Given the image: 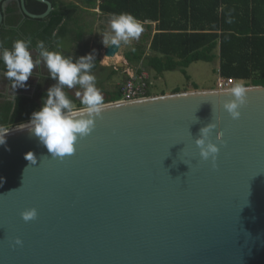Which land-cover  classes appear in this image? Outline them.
I'll use <instances>...</instances> for the list:
<instances>
[{
    "label": "water",
    "instance_id": "obj_1",
    "mask_svg": "<svg viewBox=\"0 0 264 264\" xmlns=\"http://www.w3.org/2000/svg\"><path fill=\"white\" fill-rule=\"evenodd\" d=\"M8 1L23 18L52 11L48 0H37L42 14ZM246 87L235 120L222 108L232 87L105 103L63 159L51 158L28 123L3 131L0 264H264V87ZM209 123L215 166L195 145ZM32 208L36 219L23 221Z\"/></svg>",
    "mask_w": 264,
    "mask_h": 264
},
{
    "label": "trees",
    "instance_id": "obj_2",
    "mask_svg": "<svg viewBox=\"0 0 264 264\" xmlns=\"http://www.w3.org/2000/svg\"><path fill=\"white\" fill-rule=\"evenodd\" d=\"M48 1L52 11L43 19L23 18L15 6H10L0 25V43L11 48L14 40L31 37L30 49L35 50L37 41L43 40L48 50L57 51L56 43L61 38H81L74 26H92L96 13L91 9L98 8L108 20L113 14L127 12L141 21L144 29L123 53L129 66L141 64L137 73L141 68L157 74L179 68L189 80L185 69L190 64L218 60L219 76L243 81L245 86L264 87V0H76L77 4ZM25 5L33 14H42L47 8L37 0H25ZM98 47L101 50L103 45ZM67 53L66 50L63 56L68 57ZM98 54L93 72L100 67ZM70 57L74 61L77 58ZM108 69L99 83L104 104L121 98L122 83L112 85L110 81L122 69ZM0 71L3 72L2 64ZM123 78L125 81L128 75L124 73ZM54 83L48 77L42 78L32 96L20 95L0 102V132L29 123L31 113L40 107L41 96ZM66 91L79 107V99ZM150 95L148 90L146 96Z\"/></svg>",
    "mask_w": 264,
    "mask_h": 264
},
{
    "label": "clouds",
    "instance_id": "obj_3",
    "mask_svg": "<svg viewBox=\"0 0 264 264\" xmlns=\"http://www.w3.org/2000/svg\"><path fill=\"white\" fill-rule=\"evenodd\" d=\"M228 22L231 23V19ZM143 31L142 22L131 13L113 14L109 20V29L103 33L100 42L105 48L112 46L119 48L122 44L138 40ZM31 44V37L14 40L11 48L0 43L2 74L9 81L13 91L12 99L15 100L18 89L26 90L29 87L27 81L35 68L43 64L47 69L48 78L55 83L47 87L41 96L40 107L31 113L28 128L31 135L38 138L39 143L47 149L51 158L63 159L73 155L77 142L92 133L95 120L100 117L103 110L104 98L96 86L97 78L93 74L96 66L95 49L78 56L74 61L60 52L48 50L45 41L40 40L35 44L37 56L34 59L30 51ZM77 87L80 90L75 92V96L79 98V107L66 91ZM249 91L248 87L237 82L225 93L231 98L222 102V108L232 119L240 118V109L247 103ZM215 129L216 124L209 123L200 129L199 137L195 139L200 158L204 161L211 160L213 166L219 147L209 137ZM6 133H0V144L5 142ZM217 135L218 131L216 137ZM25 158L33 165L37 162L31 152L27 153ZM36 217L37 211L34 208L21 213V218L25 222ZM15 244L21 245L22 241L17 238Z\"/></svg>",
    "mask_w": 264,
    "mask_h": 264
},
{
    "label": "rangeland",
    "instance_id": "obj_4",
    "mask_svg": "<svg viewBox=\"0 0 264 264\" xmlns=\"http://www.w3.org/2000/svg\"><path fill=\"white\" fill-rule=\"evenodd\" d=\"M74 28L76 32H79L78 34H80L81 38H78L76 39V41H73L71 37L67 35L64 38H61L60 40L57 41L56 47L67 48L66 50L68 52H70L71 49H75V50L79 49L82 52V54L85 55L91 52L93 49H97V47L99 46L98 45L99 39L101 38L103 33L109 29V20L107 19V17L101 15L100 18L95 19L91 28L79 29L78 26H74ZM88 30L91 34L88 33ZM132 43H134V40L125 44L124 47H122L121 51L118 53L117 57L113 59H109L106 57L108 60L106 59L105 61H108L107 62L108 64H105L104 61L103 64L102 61L100 60L101 65L104 66L113 65L115 67L116 63L121 62L122 53L126 50H129ZM80 55H78L77 53L71 54L73 58L78 57ZM140 67H142L140 63L137 65H133L131 70L133 69L134 72L131 71V73H135V70L136 71L139 70ZM218 68H219L218 60H214L213 62H202V61L194 62L185 69L186 74L189 76V80L186 79L181 69L179 68L174 71H164L161 74H157L156 72L148 68L146 69L141 68L140 72L143 73L144 71L145 73H147L148 82L150 83V94H151L150 96H153V95H160L163 92L164 93L171 92L173 90H179V92H183L184 90L189 91L188 89H193L194 87H197L198 90L216 89V81L219 76ZM109 71H110L109 69H102V70L99 69L96 70V72H93V74L97 78L96 86L99 90L100 88L98 83H101L105 79ZM124 73L126 72L123 70L119 71L116 75L113 76L112 80L110 81V84L117 85L123 83ZM3 84H4L3 82L0 83V91L4 90ZM78 90L80 89L77 87L71 89L70 91L75 96V92ZM102 95L104 96L103 93Z\"/></svg>",
    "mask_w": 264,
    "mask_h": 264
},
{
    "label": "built area",
    "instance_id": "obj_5",
    "mask_svg": "<svg viewBox=\"0 0 264 264\" xmlns=\"http://www.w3.org/2000/svg\"><path fill=\"white\" fill-rule=\"evenodd\" d=\"M127 75L128 78L121 84V98L115 102L136 100L147 97L146 92L150 90L148 75L145 73H127ZM237 82L241 84L243 83V81H237L235 79H227L218 76L216 81V89L222 90L231 88Z\"/></svg>",
    "mask_w": 264,
    "mask_h": 264
},
{
    "label": "crops",
    "instance_id": "obj_6",
    "mask_svg": "<svg viewBox=\"0 0 264 264\" xmlns=\"http://www.w3.org/2000/svg\"><path fill=\"white\" fill-rule=\"evenodd\" d=\"M65 3H74V4H77V1L76 0H67V1H65V0H63ZM4 6H6L7 7V4L6 5H4ZM91 12H94V13H96V16H95V18L96 19H98V18H100L101 17V14H100V11L98 10V8H96V9H91L90 10ZM102 16H104V17H107V19H108V16H105V15H102ZM111 19V18H110ZM109 19V20H110ZM89 28H91V27H89ZM88 33L89 34H91L90 32H89V30H88ZM101 38L99 39V44L98 45H100L101 44ZM133 44V43H132ZM124 45L125 44H122V47H124ZM122 47H121V49H122ZM104 46H103V48L101 49V50H99V47H97V49H95V54H96V56H97V53L99 52V54H98V57H99V59L102 61V63L104 64V62H105V64H108L107 62L108 61H105L107 58L103 55V51H104ZM66 49L67 48H64V47H60V48H57V51L58 52H60L62 55H63V53H65L66 52ZM121 49H120V51H121ZM78 50L79 49H71V51L69 52V53H67V55H68V57H70L71 56V54L73 53H77L78 55H80V54H82V52L79 50V52H78ZM97 50H99V51H97ZM30 51L32 52V55H33V58L35 59V57L37 56V53H36V51L34 50V49H30ZM125 52V51H124ZM123 52V53H124ZM123 53H122V60H121V62H118V61H116V62H118V63H116V65H115V67L113 66V65H106V66H104V65H101V63L99 62V64H100V67L98 68V70L100 69V70H102V69H108L110 66H113L114 68H116V69H122L123 71H125V72H127V73H131V71L132 72H134L133 71V69L131 70V68H132V66H129V64H128V62L125 60V58H124V56H123ZM118 55V54H117ZM65 56V55H64ZM67 57V56H66ZM117 57V56H116ZM105 58V59H104ZM119 58V57H118ZM108 60V59H107ZM118 60H120V59H118ZM104 61V62H103ZM125 62V63H124ZM119 63H123V64H126L127 65V69H123V68H121V67H118V64ZM128 66L130 67V69L128 68ZM149 69V68H148ZM34 70H37V71H40V73H41V79L42 78H46V77H48V73H47V69L44 67V65L43 64H41L40 66H38L37 68H35ZM151 70V69H150ZM94 72H96V71H94ZM126 73V74H127ZM135 73H137L136 72V70H135ZM141 73V72H140ZM143 73H145L144 71H143ZM145 74H147V73H145ZM98 85H99V83H98ZM188 90H194V89H188ZM70 91V90H69ZM184 91H186V90H184ZM175 92V90H173V91H171V92H163V93H161V94H168V93H174ZM70 93H71V91H70ZM72 94V93H71ZM160 94V95H161ZM73 95V94H72ZM74 96V95H73Z\"/></svg>",
    "mask_w": 264,
    "mask_h": 264
},
{
    "label": "flooded vegetation",
    "instance_id": "obj_7",
    "mask_svg": "<svg viewBox=\"0 0 264 264\" xmlns=\"http://www.w3.org/2000/svg\"><path fill=\"white\" fill-rule=\"evenodd\" d=\"M4 1H6V0L0 1V5H2ZM10 6H15L16 7V12L19 13V9L17 7L16 2L15 1L9 2L7 0V7L5 6V18H4V20L7 17V9ZM2 73L3 72L0 71V83L1 82L4 83L3 84L4 90L0 91V102H2L3 100H13L12 99L13 91H12V89L9 86V81L4 78V76H3ZM38 77L40 78L39 80H38ZM40 80H41V73H40V71L34 70L32 76L27 81V84L29 85V87L26 90L25 89H18L16 91V93H15L16 97L17 96H20L19 94H21V93H24V94H27V93L30 94L31 93L33 95V93L35 92L38 84L40 83ZM26 91H27V93H26Z\"/></svg>",
    "mask_w": 264,
    "mask_h": 264
}]
</instances>
